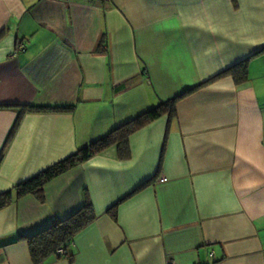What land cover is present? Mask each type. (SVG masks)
I'll return each mask as SVG.
<instances>
[{"label": "crops", "instance_id": "obj_1", "mask_svg": "<svg viewBox=\"0 0 264 264\" xmlns=\"http://www.w3.org/2000/svg\"><path fill=\"white\" fill-rule=\"evenodd\" d=\"M0 32V192L203 84L128 158L110 146L1 209L0 264H34L27 238L86 196L72 262L37 264H264V0H0ZM242 61L244 82L219 75ZM59 104L6 143L18 106Z\"/></svg>", "mask_w": 264, "mask_h": 264}, {"label": "trees", "instance_id": "obj_2", "mask_svg": "<svg viewBox=\"0 0 264 264\" xmlns=\"http://www.w3.org/2000/svg\"><path fill=\"white\" fill-rule=\"evenodd\" d=\"M2 32H0V37ZM222 74H230L237 83H242L247 79L246 61L237 63L226 69ZM211 80V79H210ZM208 80V81H210ZM203 84L191 87L182 93L160 102L159 104L145 110L134 118L114 127L105 135L78 148L75 152L56 161L48 167L31 175L30 177L15 183L10 189L0 192V210L12 204L15 200L28 194L35 195L40 201L43 198V187L50 180L65 173L71 168L81 164L95 154H98L110 146H116L118 157L126 159L130 156L129 137L139 129L146 126L153 120L167 115L173 117L175 115V107L178 100L197 90ZM73 104L65 105H22L18 106V116L10 130L6 143L13 136L21 115L26 112L47 113V112H72ZM3 158V151L0 152V163ZM149 181L141 184L138 188L145 186ZM115 216V205L109 211ZM95 218V212L89 198L86 196L83 205L75 212L70 214L63 220H53L44 230L27 238L29 253L34 264L40 263L50 254L58 256L66 255L69 262H72V254H67L66 247L70 244L76 233L81 231ZM63 249V254L58 253V249Z\"/></svg>", "mask_w": 264, "mask_h": 264}, {"label": "built area", "instance_id": "obj_3", "mask_svg": "<svg viewBox=\"0 0 264 264\" xmlns=\"http://www.w3.org/2000/svg\"><path fill=\"white\" fill-rule=\"evenodd\" d=\"M19 48L22 50L23 49V47L22 46H19ZM58 253L59 254H63V249L62 248H59L58 249ZM167 264H174V262L172 261V260H167Z\"/></svg>", "mask_w": 264, "mask_h": 264}]
</instances>
